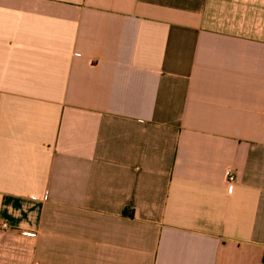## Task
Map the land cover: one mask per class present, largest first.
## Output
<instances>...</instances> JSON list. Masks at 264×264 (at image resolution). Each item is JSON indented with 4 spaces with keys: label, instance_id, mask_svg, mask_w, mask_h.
<instances>
[{
    "label": "crops",
    "instance_id": "0c3cea01",
    "mask_svg": "<svg viewBox=\"0 0 264 264\" xmlns=\"http://www.w3.org/2000/svg\"><path fill=\"white\" fill-rule=\"evenodd\" d=\"M36 262L264 264V0H0V264Z\"/></svg>",
    "mask_w": 264,
    "mask_h": 264
},
{
    "label": "built area",
    "instance_id": "2783aa9c",
    "mask_svg": "<svg viewBox=\"0 0 264 264\" xmlns=\"http://www.w3.org/2000/svg\"><path fill=\"white\" fill-rule=\"evenodd\" d=\"M235 179H236V174H235V172L232 171V170H228V172H227V184H228V188H229V189L232 188ZM2 225H3V227H5V228L8 227V225H7L6 223H4V224H2ZM35 264H39V263L36 262ZM48 264H50V263H48Z\"/></svg>",
    "mask_w": 264,
    "mask_h": 264
}]
</instances>
